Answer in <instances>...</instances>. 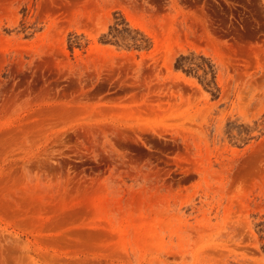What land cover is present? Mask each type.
<instances>
[{
	"label": "rangeland",
	"instance_id": "1",
	"mask_svg": "<svg viewBox=\"0 0 264 264\" xmlns=\"http://www.w3.org/2000/svg\"><path fill=\"white\" fill-rule=\"evenodd\" d=\"M0 264H264V0H0Z\"/></svg>",
	"mask_w": 264,
	"mask_h": 264
}]
</instances>
